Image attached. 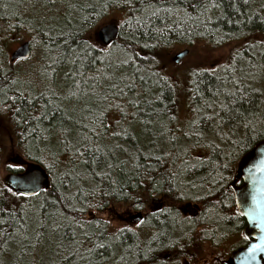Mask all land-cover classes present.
<instances>
[{
  "label": "trees",
  "instance_id": "1",
  "mask_svg": "<svg viewBox=\"0 0 264 264\" xmlns=\"http://www.w3.org/2000/svg\"><path fill=\"white\" fill-rule=\"evenodd\" d=\"M113 13L122 15L113 17L119 33L103 45L96 29ZM258 32H264V0H0V127L9 126L7 148L40 163L52 180L49 189L25 196L0 179L2 264H40V253L42 264H147L139 232L111 230L93 211L143 204L153 159L160 172L204 174L199 186L207 190L213 169L205 161L175 159H223V147L210 145L208 157L190 158L177 155L178 141L193 149L215 132L216 121L234 132L246 126L251 137L264 102L247 82L257 75L229 72L258 52L241 44L222 74L193 75L190 94L199 115L190 132L174 136L175 89L159 67L174 46ZM28 39L42 52L45 68L36 75L42 85L14 69L26 59L6 58L9 42ZM2 150L0 140V157ZM89 209L95 216L86 219Z\"/></svg>",
  "mask_w": 264,
  "mask_h": 264
},
{
  "label": "flooded vegetation",
  "instance_id": "2",
  "mask_svg": "<svg viewBox=\"0 0 264 264\" xmlns=\"http://www.w3.org/2000/svg\"><path fill=\"white\" fill-rule=\"evenodd\" d=\"M240 129L243 151L236 159H175L179 165L205 161L213 169L207 190L199 186L204 174L188 178L190 172H160L153 159L155 170L143 182V204L130 202L127 211L118 215L132 237L139 232L147 264H225L232 251L248 243L244 234L248 222L237 208L234 191L245 180L235 178V173L240 158L264 136L251 138L246 126ZM12 168L20 171L22 165Z\"/></svg>",
  "mask_w": 264,
  "mask_h": 264
},
{
  "label": "rangeland",
  "instance_id": "3",
  "mask_svg": "<svg viewBox=\"0 0 264 264\" xmlns=\"http://www.w3.org/2000/svg\"><path fill=\"white\" fill-rule=\"evenodd\" d=\"M109 19L105 21L107 22H116L118 23L113 17L117 19H122V15L118 13H113L107 16ZM102 23V24H104ZM101 26V25H100ZM98 26L97 29L100 27ZM96 29V31H97ZM97 36V35H96ZM234 36V35H233ZM22 42L20 40H12L8 44V49L6 53V58L9 60V53L14 50L18 44ZM241 44H248V48H255L258 50L256 54L250 59L244 61L241 64V70L235 73L234 70L231 68L230 73L235 77H248L251 75H257L256 82L251 81L252 79H248L247 82L250 85H255L262 93V98L264 99V32L252 33L250 35H245L243 37H229V38H219L218 40L212 42L208 41L207 39H198L194 40L192 44L189 46L178 45L172 47L168 50V54L166 56L167 61L162 63L159 69L163 72L164 76L168 77L174 86L175 89V101H176V111L175 116L173 118L172 127L176 131L173 132L174 136L180 135L182 136L183 132H190L189 129L192 128L194 121L196 120L197 116L199 115L197 106L193 103L191 94H190V86L193 84V75H195L198 71L205 70L209 71L210 73L220 75L225 71V67L230 64L232 66L234 64L233 61H229V55L231 50L234 47L241 46ZM184 48H188V53L178 62L173 61L174 55L181 51ZM41 50L39 47L31 49V54L29 58L26 59L25 62H16L14 63V69L18 71L19 76L29 77V79L33 78L35 81H38L39 85H42L43 82L40 81L41 79H37L36 75L42 73L41 66ZM236 53L241 54V48L237 50ZM40 60V61H39ZM252 78V77H251ZM252 85V86H253ZM84 105V103L82 104ZM82 105L79 104L81 107ZM258 111L256 113L259 114L254 118V125L255 127L252 128V132L250 131L251 138H256L258 135L264 134V102L263 108L258 106ZM217 112L218 111H214ZM127 113H130L129 110ZM112 119V118H111ZM8 125H3L0 127V137L4 144V151L2 150L1 157H0V179L2 180L3 176L8 172L9 168L15 165L12 162V158L17 155H20L16 151L12 150L11 148L8 149L6 145L12 147L11 143L8 142L6 137ZM211 129L215 132L208 133L206 136L204 135V141L199 143L198 145L194 146V148L187 149L185 147V141L181 137L179 142L178 149L176 150L177 155L188 156L190 158H201L203 156H209V147L212 146H221L223 147V154L225 158L223 159H236L239 154L240 150L243 147V142L241 141L242 137V130L238 128L235 130H231L228 127H223L216 122H212ZM238 130V131H237ZM151 138V137H149ZM148 142V140H146ZM181 143V144H180ZM7 148V149H6ZM206 157V158H207ZM49 167H51L52 172L54 173V177L59 176L60 170L56 167L54 162H49ZM68 196V194H67ZM68 204V203H67ZM132 204V203H131ZM69 205V204H68ZM130 203H115L111 206H107L106 209L100 210L95 209L93 211L99 217V219L105 220L111 230H117L126 228L127 223L122 221L118 215H123ZM89 210L86 211L85 217L86 219H90L91 217L95 216V214ZM38 222L33 227L37 228ZM43 235V240L47 243L49 235L51 233V226L48 227ZM37 231V230H36ZM37 234V232H35ZM30 232L28 231L27 236L29 237ZM35 235V234H34ZM39 254V252H38ZM40 264L42 262V254L40 253L39 257ZM43 259V258H42ZM2 260L6 261L5 257L2 256V240H0V264H2ZM47 260V259H46ZM45 260V261H46ZM119 260V259H118ZM9 261V260H8ZM47 262V261H46ZM119 262L122 263L121 260ZM120 263V264H121Z\"/></svg>",
  "mask_w": 264,
  "mask_h": 264
},
{
  "label": "water",
  "instance_id": "4",
  "mask_svg": "<svg viewBox=\"0 0 264 264\" xmlns=\"http://www.w3.org/2000/svg\"><path fill=\"white\" fill-rule=\"evenodd\" d=\"M119 33V24L107 22L96 31L98 40L103 45L114 42ZM188 48L177 52L173 61L178 63ZM31 54V41L24 40L9 53V60L27 59ZM22 165L20 171H8L3 176L4 185L13 192L25 196L35 195L51 186V176L38 162L28 160L21 155L11 159ZM250 167L249 172L244 168ZM242 176L245 183L242 188H235L237 208L247 219L244 234L249 241L246 245L232 251L225 264H264V138L258 141L237 164L235 178Z\"/></svg>",
  "mask_w": 264,
  "mask_h": 264
},
{
  "label": "snow or ice",
  "instance_id": "5",
  "mask_svg": "<svg viewBox=\"0 0 264 264\" xmlns=\"http://www.w3.org/2000/svg\"><path fill=\"white\" fill-rule=\"evenodd\" d=\"M20 194H21V195H24V194H26V193L21 192Z\"/></svg>",
  "mask_w": 264,
  "mask_h": 264
}]
</instances>
